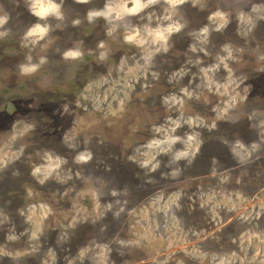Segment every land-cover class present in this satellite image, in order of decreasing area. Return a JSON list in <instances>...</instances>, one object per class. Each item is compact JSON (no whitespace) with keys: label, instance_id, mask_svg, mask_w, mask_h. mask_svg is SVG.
Wrapping results in <instances>:
<instances>
[{"label":"rangeland","instance_id":"374dc122","mask_svg":"<svg viewBox=\"0 0 264 264\" xmlns=\"http://www.w3.org/2000/svg\"><path fill=\"white\" fill-rule=\"evenodd\" d=\"M34 2L0 0V264H264V0Z\"/></svg>","mask_w":264,"mask_h":264},{"label":"clouds","instance_id":"9594fccd","mask_svg":"<svg viewBox=\"0 0 264 264\" xmlns=\"http://www.w3.org/2000/svg\"><path fill=\"white\" fill-rule=\"evenodd\" d=\"M32 10L37 17L41 18L48 16L50 13L59 15V6L54 2V0H35L32 5ZM35 31L43 32L44 29L37 26ZM22 71L24 73H28L32 71V69L23 68Z\"/></svg>","mask_w":264,"mask_h":264},{"label":"flooded vegetation","instance_id":"af4514ba","mask_svg":"<svg viewBox=\"0 0 264 264\" xmlns=\"http://www.w3.org/2000/svg\"><path fill=\"white\" fill-rule=\"evenodd\" d=\"M181 5V4H180Z\"/></svg>","mask_w":264,"mask_h":264}]
</instances>
